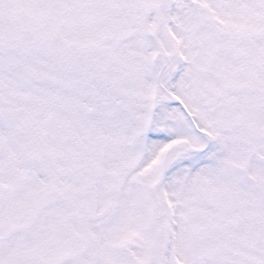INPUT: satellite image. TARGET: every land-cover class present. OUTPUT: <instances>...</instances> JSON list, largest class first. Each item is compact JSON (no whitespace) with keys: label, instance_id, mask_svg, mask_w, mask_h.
Here are the masks:
<instances>
[{"label":"snow or ice","instance_id":"obj_1","mask_svg":"<svg viewBox=\"0 0 264 264\" xmlns=\"http://www.w3.org/2000/svg\"><path fill=\"white\" fill-rule=\"evenodd\" d=\"M0 264H264V0H0Z\"/></svg>","mask_w":264,"mask_h":264}]
</instances>
